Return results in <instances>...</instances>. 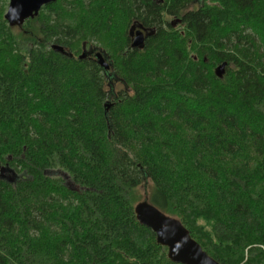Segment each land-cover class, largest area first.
<instances>
[{"label":"trees","instance_id":"trees-1","mask_svg":"<svg viewBox=\"0 0 264 264\" xmlns=\"http://www.w3.org/2000/svg\"><path fill=\"white\" fill-rule=\"evenodd\" d=\"M8 2L0 264H174L143 199L220 264H264V0H58L15 27Z\"/></svg>","mask_w":264,"mask_h":264},{"label":"water","instance_id":"water-1","mask_svg":"<svg viewBox=\"0 0 264 264\" xmlns=\"http://www.w3.org/2000/svg\"><path fill=\"white\" fill-rule=\"evenodd\" d=\"M58 0H9L5 19L11 27L22 26L26 21L36 18L43 7ZM133 29V28H132ZM131 29V30H132ZM154 31L147 34L149 37ZM132 35V34H131ZM145 44V35L138 31L133 39L132 48L141 49ZM85 53L81 59L85 57ZM99 64L105 69L109 65L102 54H97ZM226 64L216 69V76L223 78ZM137 221L150 229L156 236L157 244L167 248L168 258L174 264H220L210 257L190 235L180 220L170 217L158 208L143 201L135 208Z\"/></svg>","mask_w":264,"mask_h":264},{"label":"flooded vegetation","instance_id":"flooded-vegetation-1","mask_svg":"<svg viewBox=\"0 0 264 264\" xmlns=\"http://www.w3.org/2000/svg\"><path fill=\"white\" fill-rule=\"evenodd\" d=\"M156 1V0H155ZM162 1V0H161ZM176 23V22H175ZM137 27H132L133 29L131 30V41H132V44H133V39H134V37L136 36V33L140 30V31H142L143 33H144V35H145V41H146V39L148 38V36H147V34L148 33H150V30L149 29H147V28H144L142 25H136ZM175 26H177V25H175ZM174 26V27H175ZM93 50H91V48H90V50H89V53L87 52V54L85 55V59H89L90 61H94V62H96L97 64H99V60H98V58H97V54H102L101 52H99L97 49H95V48H92ZM103 57H104V60L106 61V63L109 65V69L108 70H106L107 71V76H108V79H109V81H112V78H111V74H112V71H113V69H112V66H111V63H110V60L109 59H107L104 55H102ZM83 58V59H84ZM100 65V64H99ZM101 66V65H100ZM102 67V66H101ZM103 68V67H102ZM103 70L105 71V69L103 68Z\"/></svg>","mask_w":264,"mask_h":264},{"label":"rangeland","instance_id":"rangeland-1","mask_svg":"<svg viewBox=\"0 0 264 264\" xmlns=\"http://www.w3.org/2000/svg\"><path fill=\"white\" fill-rule=\"evenodd\" d=\"M161 1V0H160ZM164 1V0H162ZM8 5H9V2L7 3V6H6V9H5V13L7 11V8H8ZM197 8V7H195ZM168 19V22L169 23H172L174 22L175 20L172 19V18H167ZM177 28V27H176ZM178 28H182L181 26H178ZM92 46H95L96 44H91ZM96 47V46H95ZM115 91L117 92H120L121 90H123V86L121 84H115ZM151 188H152V184L149 180L145 181L144 183H142V185L140 186L139 188V192H140V195L143 197L145 196H150V193H151ZM143 201H147L148 203H150V201L148 199H143L142 201H140L139 203L143 202ZM138 203V204H139ZM137 204V205H138ZM151 204V203H150Z\"/></svg>","mask_w":264,"mask_h":264}]
</instances>
